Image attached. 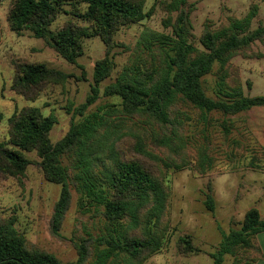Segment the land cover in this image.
I'll list each match as a JSON object with an SVG mask.
<instances>
[{
	"label": "trees",
	"instance_id": "16d2710c",
	"mask_svg": "<svg viewBox=\"0 0 264 264\" xmlns=\"http://www.w3.org/2000/svg\"><path fill=\"white\" fill-rule=\"evenodd\" d=\"M147 0H12L7 14L11 29L29 31L43 38L66 61L76 64L87 38L99 37L105 55L94 64L92 92L79 107H87L100 94V83L116 66L112 51L129 46L115 39L123 27L140 23L153 15L156 5L146 10ZM69 5V8H66ZM168 31L150 27L142 30L136 49L123 65L115 81L106 85L104 95L119 96L121 105L107 104L84 119L72 122L69 130L53 142L51 131L58 123L55 113L45 114L38 106L16 109L7 118L8 135L0 141V180L25 175L31 160L26 152H36L37 165L45 179L61 184L50 221L51 233L59 236L71 206L73 185L80 194V207L94 210L103 221L101 233L88 235L76 243L79 258L71 264H144L158 253L170 229V189L165 183L170 169L181 170L192 163L204 174L214 165L209 144L196 143L187 134L192 111L206 120L211 112L237 115L264 106V94L245 95L232 59L261 58L253 43L264 42V20L251 29L259 4L251 3L243 17L224 16L218 25L206 19L198 39H193L189 0H161ZM61 14L68 17L53 28ZM2 25L0 22V39ZM218 65L216 98L209 96L203 79ZM11 90L27 100H36L48 87L65 84L72 73L27 59L13 62ZM232 77V78H231ZM4 113L0 110V121ZM229 133L232 124L224 122ZM205 205L215 210L209 182ZM94 215V216H95ZM16 216L0 214V264H62L54 253L29 244L16 227ZM264 230L256 206L244 215L239 229L223 234L216 252L209 255L214 264H255L260 248L255 236ZM181 254L202 252L191 234L178 239Z\"/></svg>",
	"mask_w": 264,
	"mask_h": 264
},
{
	"label": "rangeland",
	"instance_id": "374dc122",
	"mask_svg": "<svg viewBox=\"0 0 264 264\" xmlns=\"http://www.w3.org/2000/svg\"><path fill=\"white\" fill-rule=\"evenodd\" d=\"M12 0H0V110L4 119L0 121V141L8 135L7 118L16 109L24 106H38L45 114L53 112L58 123L51 131L53 142L60 140L69 130L72 122L79 123L85 116L111 103L121 105L119 96L104 95L106 85L115 81L123 65L136 49L138 38L144 27L158 31H168L163 19L167 16L159 5L161 0H147L146 10L156 5L151 17L140 23L123 27L115 36L118 42L128 45L116 47L112 54L116 63L109 78L100 83V94L90 104L84 116L79 107L87 101L92 92L95 62L105 55L106 47L99 37L85 39L84 54L76 64L63 59L43 38L34 37L31 32H14L7 14ZM195 9L191 13L195 38L193 42L200 46L204 22L211 19L216 25L227 15L243 17L251 3H258L259 13L252 21L251 29L264 20V0H189ZM66 8H69L67 5ZM68 17L61 14L53 28L62 24ZM254 52L264 54V42L256 41L252 45ZM27 59L43 62L49 67L74 74L65 84L53 85L36 100H27L11 90L15 60ZM233 72L239 75L245 95L264 94V56L261 58L232 59ZM218 65L212 73L203 79L206 93L216 98ZM232 78V77H231ZM264 107V106H263ZM193 118L187 123V134L193 136L190 149L195 154L196 143L209 144L210 154L214 157L212 169L204 174L196 171L194 164L181 169H170L165 183L170 189L169 219L170 229L162 249L151 256L144 264H214L209 255L216 252L223 234L230 229H239L245 212L256 206L259 198L264 207V109L252 107L237 115H224L211 112L205 120L198 110L191 112ZM232 124L229 133L225 132L224 122ZM31 160L26 173L21 178L10 177L0 180V214L16 216V227L25 236L29 244L44 248L61 260L62 264L75 263L78 258L76 243L88 235L101 233L103 221L94 210L85 212L80 207V194L73 185L71 206L63 221L59 236L51 233L50 221L54 206L61 193V184L45 179L39 166L40 158L36 152H26ZM212 185L215 210L205 205L208 184ZM95 215V216H94ZM191 234L194 244L202 249L196 255H183L178 249V239L183 234ZM234 257L225 256L224 264H232Z\"/></svg>",
	"mask_w": 264,
	"mask_h": 264
},
{
	"label": "crops",
	"instance_id": "0c3cea01",
	"mask_svg": "<svg viewBox=\"0 0 264 264\" xmlns=\"http://www.w3.org/2000/svg\"><path fill=\"white\" fill-rule=\"evenodd\" d=\"M254 108H261L264 109L263 106H256ZM256 207L259 209L260 211V215H261V219L264 221V207H263V202L261 201V198L258 199L257 203H256ZM244 218V217H243ZM255 243L257 246H259L260 248V255L256 261L255 264H264V230L259 232L256 236H255Z\"/></svg>",
	"mask_w": 264,
	"mask_h": 264
}]
</instances>
